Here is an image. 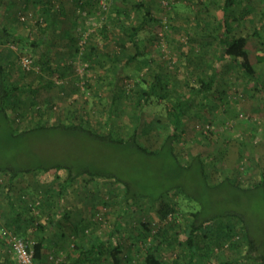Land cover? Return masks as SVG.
Here are the masks:
<instances>
[{"label": "rangeland", "instance_id": "rangeland-1", "mask_svg": "<svg viewBox=\"0 0 264 264\" xmlns=\"http://www.w3.org/2000/svg\"><path fill=\"white\" fill-rule=\"evenodd\" d=\"M73 1L4 0L0 6V27L6 26L15 38L20 39L16 43H0V51L9 52L6 61L15 65L19 64L21 57L32 60L30 70L52 82L50 88L40 87L34 93L35 101L40 105H50L51 121L67 119L69 122L78 115L84 126H93L101 133L110 132L113 137H127L137 125L141 141L154 147L157 137L163 135L153 128L152 123L158 120L171 132L172 123L167 111L185 97L187 105L182 117L183 126L180 139L175 143L182 160L187 161L189 156L196 154L206 156L207 173L213 182L221 179L219 171L234 172L241 184L264 176V0H241L242 4L232 8L235 18L242 14V19L233 23V34L248 38L246 50L259 76L258 85L246 79L234 60L227 57L219 59L221 46L218 38L204 40L208 44L205 48L197 43L194 31L200 20L208 19L216 27L225 19L229 21L232 18L229 12L224 11V0H167L165 4L159 0H109L105 11H100L95 2L91 12L84 8V14L66 13L75 7ZM138 2H142L158 21L143 19V11L133 8ZM48 9L53 12L51 22L44 19L43 13ZM129 24L137 25L139 29L137 39L142 55L137 53L130 64L116 62V68H110L109 59L118 57L123 62L127 56L122 52L136 54L138 50L124 32ZM43 28L46 29L45 35L42 34ZM70 39H77L79 44L72 43ZM118 42L125 43L124 50ZM156 49L161 51L160 54ZM200 52L203 53L202 59L198 58ZM46 57L52 61L51 74L40 69V62ZM10 72L16 80L21 75L14 65ZM158 73L169 81V93L166 98L158 99V103L151 101L141 111L135 107L136 81H150V77ZM23 77L27 82L31 80L29 75ZM198 77L209 81L211 87L201 93L194 92L193 89L201 85ZM37 82L40 81L34 85L38 86ZM32 97L29 91L27 96L24 95L26 105L34 101ZM14 114L10 112L11 117ZM6 136L0 132V141ZM36 137L40 140L38 144L28 146L32 153L44 149L43 152L56 159L91 160L97 167L123 171L128 179L145 180L158 176L154 162L145 158L131 160L135 155L130 152L84 139L90 136L80 132H49ZM223 150L221 160L212 163L213 157ZM54 173L52 170L41 177L33 174L19 176L13 183L11 195H7V178L0 175V220L6 219L9 201L16 204L17 196L28 189L33 204L31 214L25 216L37 214L39 201L43 199L50 200L54 209L52 226H45L49 239L46 241L45 264H110V241L121 245L122 250L137 263L152 243V238L140 234V223L152 222L151 214H147V219L143 212L133 207L122 208L119 202L122 186H114L104 179L81 177L62 193L56 187L43 190L52 181ZM58 174L64 175V172L59 171ZM196 194L199 198L192 201L180 195L176 197L177 216L183 227L191 211L200 210L202 217L232 211L247 221L257 245L264 238L261 190L235 191L223 184L212 189H198ZM17 210L22 212L19 207ZM64 214L71 223L85 227L84 233L69 236L68 227L63 226L64 232L59 229ZM178 228L181 236L175 237L172 246L164 245L161 256L166 262L171 263L175 259L183 264L186 258L183 248L178 245L183 241V234L181 226ZM22 230L24 239L35 240L28 236L33 235L31 226ZM110 232L113 236L108 241ZM199 236L194 238L199 248L195 264H219L226 260V244L214 241L205 254L201 250L205 245ZM81 241L82 251L75 249ZM5 242V239L0 241V262L18 264ZM101 242L105 247L99 258L95 254L87 259L85 252L91 249V244L96 251ZM232 242L240 250L248 246L244 232L239 231ZM78 259L80 262H76Z\"/></svg>", "mask_w": 264, "mask_h": 264}, {"label": "trees", "instance_id": "trees-1", "mask_svg": "<svg viewBox=\"0 0 264 264\" xmlns=\"http://www.w3.org/2000/svg\"><path fill=\"white\" fill-rule=\"evenodd\" d=\"M3 1L4 0H0V6ZM94 1L96 2V0H88L87 3L92 5L91 2ZM237 4H242V1L224 0V11L229 12V16L232 18L229 21L225 19L222 25L216 27H214L213 22L208 19L200 20L195 27L194 35L197 37V43L203 44V47L208 45L207 41L204 42V40L209 41L210 38H218L221 46L219 59L227 57L234 60L246 79L258 85L259 76L251 64L246 50L248 38L246 36H235L233 34V23L236 22V20L239 21L242 19V14L237 18L233 16L232 8ZM133 8L138 12L143 11L141 13L143 19L158 21V19L153 18L142 2L135 3ZM100 11L105 10L100 9ZM82 13H84V11H82L81 14ZM43 14L44 19L51 22L53 12L48 9L44 11ZM138 30L137 25L133 26L130 24L124 30L129 41L138 49L136 50V54L122 52L123 55L127 56L125 60L121 62L122 60H119L118 57L109 59L110 68L115 69L116 62L130 64L136 59L138 54L142 55L138 47ZM42 34H46L45 28L42 29ZM19 40V38H15L8 31L6 26L0 27L1 44L9 42L16 43ZM70 40L72 43L76 42L75 44H79L77 39V41L73 39ZM193 40H195L194 36ZM118 44L121 49L124 50L125 43L118 42ZM77 50L78 48H76V51ZM159 51L160 50H157L158 54H160ZM10 53L13 55L12 51ZM8 54L9 52H5L4 50L0 51V132L7 135L0 141V145H3L0 148V175L7 178L5 184L8 192L7 195H11L10 191L13 188V183L19 176L33 174L34 176L41 177L52 170L55 171L52 181L48 182L43 190L46 188L50 190L56 187L59 192L62 193L81 177L108 180L111 181L114 186H122V195L119 199L122 208L133 207L137 211L143 212L147 219L149 218L147 214H151L152 218H154L152 222L148 220L147 222L140 223V234L145 235L146 238H152V243L147 246L144 255L137 263L122 250L121 245H116L110 241L113 234L111 232L109 233L108 241H110V247L108 255L112 261L110 264H181L175 259H173L171 263L166 262L161 256L164 245L169 247L172 246L173 243L175 244V237L180 235L178 226H181V232L183 234V241L178 243V245L183 248L184 257L186 258V262L183 264H195L199 257V248L195 244L194 239L196 235H200L199 238L205 245V247L201 249L205 254L210 249L209 244L214 241H220L224 246L226 244L225 247L223 246L226 252V260L219 264H264V250L257 251L262 248L264 249V238H262L257 245L255 237L248 228L247 221L240 214L227 211L223 214L202 217L200 210L191 211L189 213V220L184 227L178 219L177 215L179 211L176 197L180 195L185 200L192 201L194 198H199L197 194L194 195L197 193L198 189H212L226 184L235 191L261 190L264 198V176L261 177L260 180H253L249 181L248 184H241L235 178L234 172L225 173L219 171L221 179L213 182L210 180L209 173H207L208 164L206 163V156L203 157L201 154H196L189 156L187 161L182 160L180 153L175 147V143L180 139L183 126L182 117L184 108L187 105L184 99L185 97L180 98L181 100H178L167 111L168 119L172 123L171 132L167 129V125H162L158 120L152 123L153 128L161 132L163 137H157L158 141L156 140L155 146L151 147L145 145L141 141L138 135L139 131L137 125L127 137H113L110 132L101 133L100 130L93 126H84L82 124L83 120H78V115H75L69 122H67V119H58L57 121L55 119V121H51L50 118L52 116L49 114L50 105H40L39 102L35 101L36 96L34 93L37 92L40 87L45 86L50 88L53 86L52 82L43 79L41 76L37 75L35 71L30 70L32 60H30L29 65L25 66L22 64V59L26 57H21L19 58V64L15 65V63L6 61ZM202 54L200 52L198 58L202 59ZM4 61L7 63L5 64ZM41 61L40 69L46 71L48 74L53 73L50 57H46ZM13 65L21 73L17 80L13 79L10 74ZM25 75L31 76L29 82L25 81V77H23ZM37 80L40 81L37 82L38 86L34 85ZM198 80L201 85L193 89L194 92L201 93L203 90H208L211 87V83L202 79V77H198ZM45 83L47 85H45ZM136 85L134 89L136 96L135 107L141 109V111L144 107L149 105L151 101L158 103V99L166 98L169 93V81L160 73L150 77V81L146 79L136 81ZM28 91L33 96L32 98H34V101H32V103L30 102L29 106L25 104L23 99L24 95L27 96ZM114 94L116 95V93ZM114 94L113 96L115 97ZM10 112H15V114L11 117ZM49 132H64L68 134L80 132L86 136H90L83 137L84 139L93 140L95 143L103 146L128 151L135 155V158L131 160L145 158L146 161L157 164L155 167L158 176L155 178H146L145 180H140L139 178L128 179L126 173L123 171L117 172L104 169L103 167H97L96 163L91 160L88 162H81L76 159H56L53 158L50 153L43 152L44 149L33 151L32 153L28 146H31V144H38L40 140L39 137L36 136ZM65 138L66 137H62V139ZM224 151L225 150L221 151L219 155L213 157L211 160L212 163H217L219 159L221 160ZM110 159L113 160V158ZM59 171L64 172V175L58 174ZM24 191L23 194L17 196L18 202L16 204H14L12 200L9 201L3 228L7 231H13L17 236L23 238L25 237V232L22 231V223L25 219L32 221V223L33 220L36 221L37 230H35V240L33 244L35 260L37 264H45L46 241L43 240L44 238L42 236L46 229L45 226H52L53 224L52 222L54 220L52 214L54 209L51 206L52 203L50 200L43 199L39 201V211L37 214L34 213L35 215L25 216V214H31L30 208L33 202L31 191L28 189ZM15 205L21 208L22 212H19L20 210H17L18 207ZM24 217L26 218L24 219ZM44 221L46 222L44 223ZM64 225L69 229V236H79V234L84 233L85 230V227L71 223L67 214L62 215L60 225L58 226L63 232ZM62 231L61 235L64 237L65 234ZM239 231L240 233L244 232L245 238L248 241V246L243 250H240L237 244L232 242V240L237 237ZM82 245L81 241L80 244L76 245L75 249L82 251L84 248ZM90 247L91 249L89 248V250L87 249L85 252L86 257H88L87 259L95 254L98 259L105 244L101 242L96 251L93 249L94 246L92 244ZM76 262H80V259Z\"/></svg>", "mask_w": 264, "mask_h": 264}, {"label": "built area", "instance_id": "built-area-1", "mask_svg": "<svg viewBox=\"0 0 264 264\" xmlns=\"http://www.w3.org/2000/svg\"><path fill=\"white\" fill-rule=\"evenodd\" d=\"M99 8L105 10L109 4V0H96ZM160 3L165 4L167 0H159ZM28 58L22 59V64L29 65ZM2 235L9 244L12 252L15 255L16 261L19 264H37L34 254V241H28L22 237L17 236L13 231L4 229Z\"/></svg>", "mask_w": 264, "mask_h": 264}, {"label": "crops", "instance_id": "crops-1", "mask_svg": "<svg viewBox=\"0 0 264 264\" xmlns=\"http://www.w3.org/2000/svg\"><path fill=\"white\" fill-rule=\"evenodd\" d=\"M71 1H73V0H71ZM87 1L88 0H80V1H78V0H74L73 2L75 3V7L73 8H70V10L68 11V12H66V13H71V14H73V13H75V14H78V13H81L82 11H83V9L82 8H86V9H88L89 10V12H91L92 11V8H94V4L93 3H95V1L94 2H91L92 3V5L91 4H89V3H87ZM97 3V2H96ZM95 3V4H96ZM63 9L61 8L60 9V11H62ZM82 14H84V13H82ZM72 24V23H71ZM5 220L6 219H4V221H1L0 222V241L2 242V240L4 241V237H3V235H2V231L4 230V228H3V224H4V222H5ZM30 223V224H29ZM32 221H28V219L26 220L25 219V221L22 223V229H24V227H28V226H31V234H33V235H31V237H33V239H35V230H37V226H36V223L37 222H33L32 224ZM22 231H24V230H22ZM27 236V235H26ZM29 236V235H28ZM44 239L43 240H45V241H47V240H49L48 239V235L46 234V231L44 232V234H43V236H42ZM4 243V242H3ZM2 243V244H3ZM5 244L7 245V246H9V244H7L6 242H5ZM45 245H47V244H45ZM9 248H10V246H9ZM11 249V248H10ZM45 249H46V247H45ZM46 252V251H45ZM18 263V262H17ZM0 264H10V261H5L4 262V260H2L1 262H0ZM19 264V263H18Z\"/></svg>", "mask_w": 264, "mask_h": 264}]
</instances>
